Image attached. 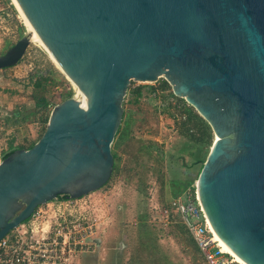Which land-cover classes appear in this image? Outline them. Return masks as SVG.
Here are the masks:
<instances>
[{
  "label": "water",
  "instance_id": "1",
  "mask_svg": "<svg viewBox=\"0 0 264 264\" xmlns=\"http://www.w3.org/2000/svg\"><path fill=\"white\" fill-rule=\"evenodd\" d=\"M16 2L87 106L55 105L39 140L0 160V239L57 196L102 188L130 81L163 78L214 137L196 182L207 219L245 264H264V0Z\"/></svg>",
  "mask_w": 264,
  "mask_h": 264
},
{
  "label": "rangeland",
  "instance_id": "2",
  "mask_svg": "<svg viewBox=\"0 0 264 264\" xmlns=\"http://www.w3.org/2000/svg\"><path fill=\"white\" fill-rule=\"evenodd\" d=\"M27 35L11 0H0V55ZM163 80L130 81L127 87L111 144L117 170L88 194L95 246L76 264H207L174 203L196 185L214 137L210 130V144L199 145L180 134L179 117L187 116L186 109L196 111L178 102L167 82L162 90ZM74 95L71 82L30 41L16 65L0 70L5 122L0 138H10L11 148L29 149L43 134L53 107Z\"/></svg>",
  "mask_w": 264,
  "mask_h": 264
},
{
  "label": "built area",
  "instance_id": "3",
  "mask_svg": "<svg viewBox=\"0 0 264 264\" xmlns=\"http://www.w3.org/2000/svg\"><path fill=\"white\" fill-rule=\"evenodd\" d=\"M4 126L0 110V131ZM87 197L61 195L37 207L28 220L0 239V264H76L81 254L95 246V225L86 212ZM174 205L207 264H243L222 250L196 185L184 190Z\"/></svg>",
  "mask_w": 264,
  "mask_h": 264
},
{
  "label": "trees",
  "instance_id": "4",
  "mask_svg": "<svg viewBox=\"0 0 264 264\" xmlns=\"http://www.w3.org/2000/svg\"><path fill=\"white\" fill-rule=\"evenodd\" d=\"M166 88H168V84L163 80L162 85H161V89L164 90ZM176 99L178 100V102L181 101L182 103H185L183 99H180V98H176ZM65 100H66V98H65ZM186 112H187V116L181 115L182 117H179V120L177 123V125H179V127H180V134L182 136H184L185 138H187L188 140H191L194 143H198L199 145L210 144L211 132H210V128L207 125V123L201 117H199L196 113H191L187 109H186ZM31 147L32 146H30L29 148H31ZM19 148H24V147L11 148L8 152L4 153L1 158L3 159L7 155H9L11 152H13L14 150L19 149ZM25 149H27V148H25ZM113 159L114 160L116 159L115 154H113ZM116 170H117V167L114 164L113 165V172H115ZM192 241L194 242L193 239H192ZM197 251H198V249H197Z\"/></svg>",
  "mask_w": 264,
  "mask_h": 264
},
{
  "label": "bare ground",
  "instance_id": "5",
  "mask_svg": "<svg viewBox=\"0 0 264 264\" xmlns=\"http://www.w3.org/2000/svg\"><path fill=\"white\" fill-rule=\"evenodd\" d=\"M13 6L15 7L17 13L19 14V16L22 19L23 25L25 26L27 33L29 34L30 40L32 42H37L39 44V46H41V48H43V50L47 53L50 61L58 68V66L56 65V62L54 61V59L50 56L49 52L46 50V48L43 46L42 42L40 41V39L38 38L37 34L35 33V31L33 30V28L30 26V24L28 23L27 19L25 18L24 14L22 13V11L20 10L16 0H11ZM66 77V76H65ZM67 78V77H66ZM68 79V78H67ZM69 80V79H68ZM70 81V80H69ZM71 82V81H70ZM71 84L73 85V88L75 90V98L77 100H79V102L81 103V106L83 108H85L87 106V101L86 98L84 97V95L82 94V92L71 82ZM208 223L210 225L211 230L214 233L215 238L219 241V244L222 248V250L228 254H231L233 257H235V259L237 260V262L239 263H243L245 264L241 259H239L231 250L230 248H228V246H226L217 236V234L215 233V231L213 230L210 221L208 220Z\"/></svg>",
  "mask_w": 264,
  "mask_h": 264
},
{
  "label": "crops",
  "instance_id": "6",
  "mask_svg": "<svg viewBox=\"0 0 264 264\" xmlns=\"http://www.w3.org/2000/svg\"><path fill=\"white\" fill-rule=\"evenodd\" d=\"M10 131H12V130L6 131V134L5 135H9L10 134ZM8 139H10V138H0V158L2 157V155L4 153L8 152L11 149L10 141L9 142H6ZM6 148L8 150L4 152V149H6ZM14 148H16V147H14Z\"/></svg>",
  "mask_w": 264,
  "mask_h": 264
}]
</instances>
